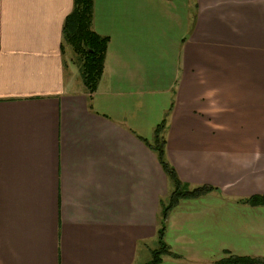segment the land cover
I'll return each mask as SVG.
<instances>
[{
  "label": "crops",
  "instance_id": "1",
  "mask_svg": "<svg viewBox=\"0 0 264 264\" xmlns=\"http://www.w3.org/2000/svg\"><path fill=\"white\" fill-rule=\"evenodd\" d=\"M72 8L0 0V264L146 257L169 193L148 144L171 104L169 163L217 191L170 210L180 259L159 264L264 258V207L243 202L264 193V133L213 132H264V0H93L109 43L92 95L66 57Z\"/></svg>",
  "mask_w": 264,
  "mask_h": 264
},
{
  "label": "trees",
  "instance_id": "2",
  "mask_svg": "<svg viewBox=\"0 0 264 264\" xmlns=\"http://www.w3.org/2000/svg\"><path fill=\"white\" fill-rule=\"evenodd\" d=\"M93 0H73L71 13L63 25V41L65 47L71 49L73 62L76 64L82 83L89 95H92L99 85L107 52L109 39L96 34L92 29ZM172 110V104L165 113V118L155 127L148 147L157 158L169 187L166 200L159 199L156 228V248L150 251L152 258L147 264H159L166 257L178 259L165 243L164 235L167 216L170 210L181 200L195 199L217 191L207 185L190 186L182 182L166 156V121ZM243 202L253 207H264V193L243 199ZM180 259V258H179ZM214 264H264V258L225 255Z\"/></svg>",
  "mask_w": 264,
  "mask_h": 264
},
{
  "label": "rangeland",
  "instance_id": "3",
  "mask_svg": "<svg viewBox=\"0 0 264 264\" xmlns=\"http://www.w3.org/2000/svg\"><path fill=\"white\" fill-rule=\"evenodd\" d=\"M155 23L156 22L154 20H149L148 25L156 27ZM147 33L149 36L156 35V33H152L151 31H148ZM66 57L69 61L71 60L73 62L74 55L71 52V49L68 47H67V51H66ZM209 99L210 100L212 99V101L214 103L215 98H209ZM216 99H218V98H216ZM227 119H229V118H227ZM213 132L214 133L216 132L217 135L222 134V135H227L228 137H236V136L255 137V136L263 135V133H264L262 131L254 130V129H239V128L218 129V130H214ZM261 132H262V134H261ZM147 244H148V249H147L146 257H145V255H143L142 257L139 256L138 260L136 261V264H147L151 260L152 255H151L150 251H152L156 248V243H155L154 238L149 239Z\"/></svg>",
  "mask_w": 264,
  "mask_h": 264
}]
</instances>
